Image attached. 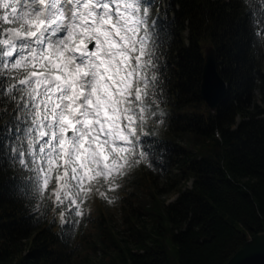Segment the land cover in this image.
Returning a JSON list of instances; mask_svg holds the SVG:
<instances>
[{
	"label": "trees",
	"instance_id": "16d2710c",
	"mask_svg": "<svg viewBox=\"0 0 264 264\" xmlns=\"http://www.w3.org/2000/svg\"><path fill=\"white\" fill-rule=\"evenodd\" d=\"M175 1L180 6L175 22L153 29L172 60L161 71L170 83L165 95L176 94L177 117L152 121L154 130L141 129V140L157 152L123 184L126 238L118 237L106 217L99 218L103 236L92 247V254H102L97 264H226L250 237L264 232V105L253 102L255 80L264 90V52L251 21L262 19L264 35V0ZM208 43L229 86L215 113L199 93L202 47ZM151 70L158 79L156 66ZM21 150L30 160L26 145ZM6 151L0 147V264H77L86 219L57 206L55 179L41 194L36 173ZM172 169L178 175L168 181L170 187L192 183L164 204L157 197L158 181ZM68 198L63 196L65 204Z\"/></svg>",
	"mask_w": 264,
	"mask_h": 264
},
{
	"label": "snow or ice",
	"instance_id": "6c2138e0",
	"mask_svg": "<svg viewBox=\"0 0 264 264\" xmlns=\"http://www.w3.org/2000/svg\"><path fill=\"white\" fill-rule=\"evenodd\" d=\"M154 7L153 0H0V147L36 173L41 194L54 175L57 206L78 216L92 183L119 187L134 164L156 155L137 123L157 81L148 75L158 50L150 43L160 24L158 15L149 22Z\"/></svg>",
	"mask_w": 264,
	"mask_h": 264
},
{
	"label": "rangeland",
	"instance_id": "374dc122",
	"mask_svg": "<svg viewBox=\"0 0 264 264\" xmlns=\"http://www.w3.org/2000/svg\"><path fill=\"white\" fill-rule=\"evenodd\" d=\"M263 93L264 90L260 93H256L255 98L256 100H254V102L259 105V106H263ZM238 121L240 120L239 116H236L235 118V123H238ZM135 151H136V147H135ZM177 171L173 172V176L171 177V181L175 179V176L178 175ZM168 181L163 179L161 180V182H159V184L161 185L160 187H162V190L160 189L159 191H162L160 195H158V198L163 201L164 204H169L172 201H174L178 195V193L181 190H184L186 187L189 188L191 182L187 183V184H183V183H179L175 186H171L170 184L168 185ZM86 187L88 185H85ZM92 187V184H91ZM170 187V188H169ZM118 188H109L103 186V192H104V207H101L102 212L105 214V216L110 219V221H108L107 219H105V223H109L111 224V226L113 227L114 232H116V234L118 235L119 238H126L128 231H127V227L126 224L123 223L122 218H123V213L121 211V204L122 202L119 199H112L111 196L113 195H118L117 190ZM92 191L96 192L97 195H100L101 192V188L96 190L92 187ZM98 191V192H97ZM95 194V193H94ZM89 195V194H88ZM96 195V197H97ZM116 197V196H115ZM81 198H83V194H81ZM94 200V199H91ZM111 200V202H115L117 204L116 207H113L111 202H109ZM88 201L85 202V204H87ZM92 211H93V219L96 218V216L99 214V209L96 207V205H92ZM103 219V218H102ZM105 230V228H104ZM103 236V232L101 233L99 231V226L96 225L95 226V222H92L87 228L86 231L84 232V234H82L81 238L79 239V245L77 247L76 253H78V258H77V264H97L96 263V258H99L102 254L100 252V250H98L97 252L92 254V247L95 245V243H93V240H99L100 237ZM106 238V237H105ZM102 239V242L99 241V246H103V241L105 240ZM108 239H106L107 241ZM128 241H131V239ZM102 246L100 248H102ZM90 259L93 260V262H90Z\"/></svg>",
	"mask_w": 264,
	"mask_h": 264
},
{
	"label": "water",
	"instance_id": "95a60500",
	"mask_svg": "<svg viewBox=\"0 0 264 264\" xmlns=\"http://www.w3.org/2000/svg\"><path fill=\"white\" fill-rule=\"evenodd\" d=\"M205 61L201 93L207 105L213 110L225 93V85L216 74L212 51H209ZM226 264H264V232L250 237Z\"/></svg>",
	"mask_w": 264,
	"mask_h": 264
}]
</instances>
